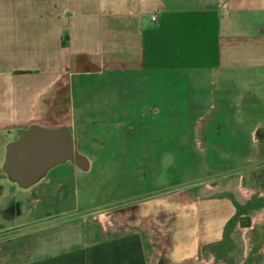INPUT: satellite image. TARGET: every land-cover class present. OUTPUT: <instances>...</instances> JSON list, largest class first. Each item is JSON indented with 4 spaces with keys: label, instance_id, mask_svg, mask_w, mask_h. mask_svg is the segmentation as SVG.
Masks as SVG:
<instances>
[{
    "label": "crops",
    "instance_id": "0c3cea01",
    "mask_svg": "<svg viewBox=\"0 0 264 264\" xmlns=\"http://www.w3.org/2000/svg\"><path fill=\"white\" fill-rule=\"evenodd\" d=\"M242 69L258 73L249 81L259 101L264 0H0V170L11 182L7 146L32 127H67L77 141L71 117L83 77L120 76L126 90L168 73L222 89ZM221 89L213 111L233 93ZM237 94L243 104L248 91ZM260 131L261 122L251 134L263 145ZM252 174L234 167L102 211L0 228V264H264V177L252 183Z\"/></svg>",
    "mask_w": 264,
    "mask_h": 264
},
{
    "label": "rangeland",
    "instance_id": "374dc122",
    "mask_svg": "<svg viewBox=\"0 0 264 264\" xmlns=\"http://www.w3.org/2000/svg\"><path fill=\"white\" fill-rule=\"evenodd\" d=\"M256 73L229 72L227 76L235 81L222 82V89L168 73L134 79L126 90L120 76L83 77L71 130L91 167L82 171L70 163L58 166L30 189L9 182L0 170V228L22 230L30 228L26 224L30 219L44 224L59 213L71 217L102 211L108 204L119 206L151 191L196 182L208 173L225 174L234 167L249 169L252 183L254 177H264V144L251 134L264 123V96L256 101L251 95L257 89L249 78ZM195 89L203 94L199 96ZM220 89L248 91V95L241 104L239 92H231L226 97L229 103L213 111V99L222 98L214 91ZM230 116L231 122H241L240 129L228 128ZM253 153L260 161H242Z\"/></svg>",
    "mask_w": 264,
    "mask_h": 264
},
{
    "label": "water",
    "instance_id": "95a60500",
    "mask_svg": "<svg viewBox=\"0 0 264 264\" xmlns=\"http://www.w3.org/2000/svg\"><path fill=\"white\" fill-rule=\"evenodd\" d=\"M76 145L67 127L54 130L32 127L7 146L3 169L11 182L24 189L37 184L53 168L69 162L88 171L89 161L77 151Z\"/></svg>",
    "mask_w": 264,
    "mask_h": 264
},
{
    "label": "built area",
    "instance_id": "2783aa9c",
    "mask_svg": "<svg viewBox=\"0 0 264 264\" xmlns=\"http://www.w3.org/2000/svg\"><path fill=\"white\" fill-rule=\"evenodd\" d=\"M152 21H156V17H152Z\"/></svg>",
    "mask_w": 264,
    "mask_h": 264
}]
</instances>
